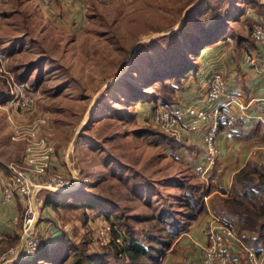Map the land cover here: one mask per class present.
Wrapping results in <instances>:
<instances>
[{"label": "rangeland", "instance_id": "374dc122", "mask_svg": "<svg viewBox=\"0 0 264 264\" xmlns=\"http://www.w3.org/2000/svg\"><path fill=\"white\" fill-rule=\"evenodd\" d=\"M5 1L7 8L3 5L2 9L7 17L0 16V63L5 70L0 73V166L8 172L0 169V177L7 174L10 179L9 165L15 164L34 180L36 173L21 164V156L49 149L52 161L45 172L40 171L42 185L62 179L68 188L61 192H71L48 204L44 200L47 192L55 193V184L34 193L39 244L52 236L48 225H56L58 238L64 236L72 246L82 244L115 264L114 256L122 249V229L130 227L128 233L140 244L146 245L144 236L150 235L162 237V242L170 240V248L160 251L161 264H185L177 245L184 238L187 217L195 213L183 206L187 190L177 192L176 186L181 182L186 188L198 186L202 198L206 191L202 190V169L190 163L191 157L182 148H168L170 131L153 117L158 112L172 113L173 108L202 109L198 107L201 93L195 104L180 105V98L196 87L195 75L159 85L157 79H146L168 58L175 60L180 49L188 48L190 39H183L193 34L183 19L199 0H99L90 8L86 0L87 20L77 33L42 21L31 0ZM206 1L219 3L221 8L227 3ZM250 24L241 19L231 30L251 36ZM217 42L235 47L230 33ZM111 69L114 76H107ZM21 71L27 72V79H20ZM157 76L164 75L158 72ZM10 79L24 82L25 93L32 99L28 110L12 111L19 117L11 113ZM165 100L172 102L167 105ZM200 122L187 123L195 126L190 133L197 137L204 126ZM210 209L224 218L214 206ZM163 212L177 222L161 221V215L167 216ZM24 216L22 207L19 226ZM169 222L176 223L174 229L164 227ZM19 240L18 236L0 240V264L16 258V248H9L20 246Z\"/></svg>", "mask_w": 264, "mask_h": 264}, {"label": "crops", "instance_id": "0c3cea01", "mask_svg": "<svg viewBox=\"0 0 264 264\" xmlns=\"http://www.w3.org/2000/svg\"><path fill=\"white\" fill-rule=\"evenodd\" d=\"M31 1L35 3L42 21L45 20L46 23L58 25L59 27H62L60 26L62 24L63 27L72 29L75 33L80 31L86 23V2L53 0L51 2L52 15L44 6L42 0ZM7 3V1L3 2V0H0V16L2 14L4 18L7 17V12L2 8L3 5L7 8ZM244 14L243 18L250 23L264 20V4L262 0H258V6H251ZM217 43L204 48L198 54L196 59L199 62V68L195 73L196 87L192 91H189L184 98H180L179 103L180 105L195 104L200 93L205 90L208 79L212 76H218L224 81L226 86L224 96H222L223 102L225 98L232 96L238 99L240 104L246 105V108L240 110L232 106L230 112L235 116L234 122L232 124L222 122L221 129L217 131L215 163L206 175V182L202 180L203 189L205 188L206 190L202 199L207 210V215L191 223L187 232L184 233V238L177 245L179 256L186 258V260L183 259L182 261L185 264H201L200 248L206 242L204 228L209 219L208 212H212L210 208L213 206V198L221 195V191L227 193L231 189L233 176L240 169L247 165L257 166L264 163V158L261 156L264 153V52L260 44L255 42L251 36L250 42L235 41L234 48L221 46V44ZM192 83L193 81H190V84ZM211 106L212 104L207 102L202 105V108H210ZM11 113L13 114L12 111ZM225 116L223 114L221 120L226 119ZM181 131L184 137V141L181 143L186 147L183 151L189 154V157H191L190 163L197 170L202 169L206 164L203 155V143L188 130L182 128ZM188 146H193L195 149L189 150L187 149ZM21 164H23L22 157ZM7 176V174L2 175L0 182L3 178L8 181ZM10 177L11 172L9 173ZM42 180L40 178L37 181ZM209 186L211 187L210 191ZM53 192L61 193L58 191ZM260 199L264 202V192L260 196ZM22 207H24V202L21 198H15L11 203H4L0 195V240H11L14 236H18V240L21 238L19 235V214ZM55 227L56 225H48L46 228L50 230L52 235L49 239H43L45 243L48 241L46 243L47 247L55 246L58 241L59 235L55 234V232H58L54 231ZM232 229L236 234L237 229L235 227ZM39 231L41 232L40 229ZM259 237L260 235L255 236V238ZM49 240L54 241L48 244ZM43 242L40 244L39 249L42 246H46V244L43 245ZM226 242H228L229 248L234 253L238 264H244V252L240 249L236 240L227 239ZM20 243L21 240H19ZM13 248H16V258L8 262L4 261L2 264H16L21 260L29 261L30 257L22 255L21 246L14 245L9 249ZM253 248L256 251L257 257L264 264V240L259 239V242ZM176 257L177 255L175 254L173 259H176Z\"/></svg>", "mask_w": 264, "mask_h": 264}, {"label": "trees", "instance_id": "16d2710c", "mask_svg": "<svg viewBox=\"0 0 264 264\" xmlns=\"http://www.w3.org/2000/svg\"><path fill=\"white\" fill-rule=\"evenodd\" d=\"M97 1L99 0H88L89 8ZM201 5L202 7L199 8ZM219 5V3L211 5L206 0H199L194 6L188 9L183 22L185 23L184 25L190 27V32L193 36L186 35L184 39L182 38L183 41H186L188 38L190 39L191 42L188 48L180 49V54L175 57V60L168 58L165 65L162 64L157 66V72L155 71L153 73L154 75L147 76L146 80L155 81L157 79V85H159L162 83L165 84L174 81H181L182 78L186 77L188 79L190 75H195L199 68V62L196 58L199 50L202 48V42L204 39L206 46L202 49L208 48L218 40L223 39L227 33H230L233 36V39L237 42H250V34L246 36L243 34H237L234 33L231 28L234 23L241 22V19L244 17V13L248 8L251 6H258V0H227V3L223 8ZM197 9L198 11H196ZM188 18H191V20L187 21ZM243 19L245 20V18ZM230 22H232V24H230ZM253 23L254 22L250 24L249 22L250 29L252 28ZM245 26L248 27L247 24ZM226 30L227 32H225ZM203 37L204 39L202 40ZM13 43L12 45H14ZM192 59H195V62L192 63ZM108 63H110L112 67L114 66V62H106V65ZM153 66L155 67L154 64ZM27 72L21 71L19 74L20 79H27ZM158 72H162L164 76H157ZM114 74L115 73H113L111 69L107 76H114ZM19 75L17 76L18 79ZM164 102L168 105L172 101L165 100ZM222 122L227 124L226 119L220 120L218 129H221ZM146 133L148 132H139L138 135H144ZM168 137L170 138V142L166 145H168V148L172 151H176L179 148L186 149V147H184L185 145L177 142L173 137ZM187 149L192 150L195 148L193 146H188ZM0 167H2L0 169L5 171V173L8 172L5 166L1 165ZM176 188L177 192L187 190L185 194L182 195L184 197L183 201H185L183 206L186 207V211L195 213L189 214L187 217L186 229L183 230L185 233L190 224L200 220L202 218L200 214H203L204 212L206 213L207 210L203 199L201 198V192L198 186L186 188L185 184L181 182L177 184ZM194 189L195 191H193ZM194 192H198V195L196 196ZM263 192L264 163L257 166L247 165L240 169L233 176L231 189L227 193L221 191V195H217L213 198L214 208L221 212L224 218H221L215 213L216 216L220 217L219 219L225 226L229 228L235 227L237 229L236 236L238 241L251 249H254L253 247L259 242V239L264 240V202L260 199ZM70 193V191L61 193L47 192L44 201L46 204H48L49 201H55L53 203H57V198H60L61 195ZM94 198H91V201H94ZM72 203L74 202L72 201ZM166 211L170 210L166 209ZM163 214H166L168 217H163L161 215V221L167 219L176 221L169 212H163ZM175 224V222H169L166 224L167 226L164 227L167 229H174L173 226ZM115 231L116 230H114V232ZM130 231H132L130 227L122 229V249L117 251V254H119L117 257L114 256V258H116L115 264H161L159 261L161 256L160 251L162 247L170 248V240L162 242L163 240L160 236H144V238H148V242L145 241L147 244L144 245L140 244L136 239L131 238V233H128ZM125 233H128V236H126ZM168 233L170 234V231H168ZM256 235H260V237L255 238ZM63 237L64 236L58 238L59 240L53 247L42 246L40 249L38 248V250L30 256L29 261L21 260L16 264H109V262L104 260V256L90 252V250H87L82 244L79 246H72V244L70 245L68 243L67 238ZM175 242L176 240L174 243ZM244 264H246L245 260Z\"/></svg>", "mask_w": 264, "mask_h": 264}, {"label": "built area", "instance_id": "2783aa9c", "mask_svg": "<svg viewBox=\"0 0 264 264\" xmlns=\"http://www.w3.org/2000/svg\"><path fill=\"white\" fill-rule=\"evenodd\" d=\"M78 3H84L86 0H75ZM44 6L48 9L50 14L53 15L51 10V2L53 0H42ZM264 4V0H262ZM251 38L260 44L264 52V20L257 21L252 25ZM0 73L5 74V70L0 63ZM10 84V95L14 101V107L11 111L16 112L17 110L26 111L32 104L31 97L25 93L26 84L21 81H14L12 79ZM13 88V91H11ZM226 89L224 81L218 76H212L208 79L207 86L203 92H201L199 104L200 108L205 103L209 102L212 104L210 108L202 109H186L180 110L179 108H173L172 113H161L158 112L154 115L153 120L157 124H165L168 127V132L174 140L177 142H183L184 137L180 131V127H185L189 132L196 129L195 126H189L187 123H191L193 120L201 121L203 133L200 134V139L204 145V156L206 164L202 167L201 178L206 182L207 174L210 172L211 167L215 163L216 159V135H217V122L225 114L226 123L232 124L235 120V116L230 112L232 106L237 107L240 110L245 109V105L239 103V100L230 96L225 98L223 102L222 96ZM162 115L158 118V115ZM13 115L17 114L13 113ZM166 116V117H164ZM211 119L214 120L212 123ZM188 126V127H187ZM201 129V130H202ZM264 158V153L261 155ZM52 161V152L48 149L39 155L34 153L24 155L23 162L26 166L31 168V172H35V179L30 180L27 173L21 168L15 165H9L11 172L10 179L0 182V195L4 203H11L15 198H21L24 202L25 216L20 226L21 234V253L24 257H30L39 248L38 233L36 231V218L37 212L34 207L33 196L34 193L38 192L43 188L52 187L53 184L57 188L53 189L58 192L65 191L68 188V184H64L62 179L56 180L51 179L46 185H42L43 181H37L41 178V172H45L48 168V163ZM29 171V170H27ZM53 184H52V183ZM54 185V186H55ZM63 187V188H62ZM53 188V187H52ZM61 188V189H59ZM64 189V190H62ZM60 190V191H59ZM208 222L205 225V236L206 242L204 246L200 248L201 264H238V261L234 253L229 248L226 240H236L241 250L244 252V258L246 264H263L257 257L256 251L249 248L248 246L240 243L237 239L236 234L232 228L225 226L221 220L212 212H208ZM14 253V251H13Z\"/></svg>", "mask_w": 264, "mask_h": 264}, {"label": "water", "instance_id": "95a60500", "mask_svg": "<svg viewBox=\"0 0 264 264\" xmlns=\"http://www.w3.org/2000/svg\"><path fill=\"white\" fill-rule=\"evenodd\" d=\"M191 7H192V6H191ZM191 7H189V8H191ZM189 8H188V9H189Z\"/></svg>", "mask_w": 264, "mask_h": 264}]
</instances>
